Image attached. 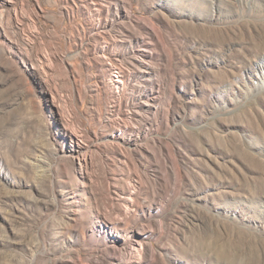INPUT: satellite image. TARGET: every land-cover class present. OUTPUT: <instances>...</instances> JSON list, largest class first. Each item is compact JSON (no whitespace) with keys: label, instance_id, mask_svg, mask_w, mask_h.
I'll return each instance as SVG.
<instances>
[{"label":"rangeland","instance_id":"obj_1","mask_svg":"<svg viewBox=\"0 0 264 264\" xmlns=\"http://www.w3.org/2000/svg\"><path fill=\"white\" fill-rule=\"evenodd\" d=\"M0 264H264V0H0Z\"/></svg>","mask_w":264,"mask_h":264},{"label":"bare ground","instance_id":"obj_2","mask_svg":"<svg viewBox=\"0 0 264 264\" xmlns=\"http://www.w3.org/2000/svg\"><path fill=\"white\" fill-rule=\"evenodd\" d=\"M116 82H120L119 79H116Z\"/></svg>","mask_w":264,"mask_h":264}]
</instances>
